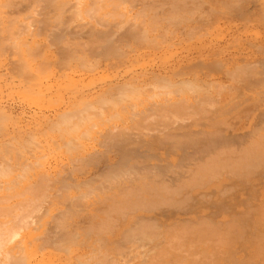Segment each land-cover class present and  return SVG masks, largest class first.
Returning <instances> with one entry per match:
<instances>
[{
    "label": "bare ground",
    "instance_id": "1",
    "mask_svg": "<svg viewBox=\"0 0 264 264\" xmlns=\"http://www.w3.org/2000/svg\"><path fill=\"white\" fill-rule=\"evenodd\" d=\"M215 1L216 2L219 1L221 3H224V5L226 7L225 10H227V8H228V10L231 9L232 11H235V9H238L237 7L239 6L240 3H242L241 1H243L242 6L244 5V3H246V2H244L246 0H0V25H4L5 24L4 22H7L8 25H12L14 22H18V23H15V24H17L16 25L17 29H18V31L22 30V32L21 31H20V33L18 32V35L24 36V39L21 40L22 37L18 36L19 39L14 41V46L16 47V50L20 53L24 62H22V65H17L15 67L16 71L21 72L22 77H24V78H25V76L26 77H33V75H34L35 77H39L41 75V76H44V77H42V79H43L46 77V75H44L42 72H46L47 68H42L44 66H42L41 61L39 64L33 65L34 62L32 61L31 56H34V57L39 56L40 57V52H41L40 50L42 49L43 42H45V40H43V38L45 35L47 37V33L49 30L48 27H49V25H52L55 21H59L61 23L68 24V26H71L72 23H77L78 25H80V24L90 25L91 29H92L91 33L94 36L93 40H91V46H92L91 48L94 49L96 46L99 45V43H103L102 46L105 49V53L107 55L104 53V55L102 54V56H105L107 58L109 56L111 58V56H110L111 53L114 56L115 50L117 48L121 49V47H122L121 43L122 42H126V44H127V42H128V44H132V43L139 44L140 43L141 46L144 44H147L146 42L144 43V41H147L149 45L151 43H153L154 45H157L158 43L161 42V44L163 45V43L165 42L164 40H166L165 37H167L166 35H168V33L170 32V34L168 35L169 36L168 38L169 39L173 38L172 34H174L177 30V29H174L173 27L171 28L170 27L171 25L172 26L174 25V27H176V24L179 25V23H181V22L185 23V21H188V20L193 21V19L191 20V18L194 16V14L196 15V12L198 13V11H200V13H201L202 11H204L203 6H204L205 2L209 3V5H211L213 7L212 9L214 12H216V10L218 11L219 8L214 10L215 4H216ZM247 3H250V1L249 2L247 1ZM37 5L39 6V8L36 7ZM201 9H202V11H201ZM212 9L210 7L208 13ZM205 10L207 11L208 9L205 8ZM206 11H204V12L206 13ZM232 11H224V13L228 12V14H229ZM237 11H240V9ZM68 12H69V14H67ZM192 12H195L194 14H192L193 16L192 15L189 16V13H192ZM218 12H220V11H218ZM212 13L213 12L211 11V13H209V15L211 16ZM200 15L201 14H199V16ZM206 15H208V14L203 15V13H202L201 16H203L202 18L208 19V16L204 17ZM10 22H13V23H10ZM207 22H205V23H207ZM97 24H101L99 26V28L97 27ZM192 24H191V26L193 28L197 29L196 27H194L195 25H192ZM32 25H33L34 29L36 26V30L29 28V26H32ZM56 25H58V24H56ZM105 25L107 26V28H108V26H110L111 29H108L105 31L100 29V27H103V29H104ZM125 26H127L125 28V30L122 33L120 32L121 33L120 35L117 34V36H119L117 41H116L117 43L114 41L117 46L119 44H121L120 45L121 47L118 46L116 48L115 43L113 41H110L111 37L112 36L116 37V31L118 32L119 30H121ZM183 26L184 25H182L181 28ZM19 27H20V30H19ZM54 28H55V26H54ZM69 28H67V29H69ZM119 28H121V29H119ZM169 28H171L173 31L171 32V30ZM185 28L186 27L184 26L183 29L185 30ZM193 28L190 29V27H189V31L187 29L188 33L191 32V30ZM201 28H203V30H204L205 27L202 26ZM11 29H12V26H11ZM199 29H200V25H199ZM199 29H197V30H199ZM64 30H66V28ZM155 30L156 31L158 30L159 33L158 32L157 33L160 34L161 36H158L157 33L155 34ZM160 30H162L161 31L162 34H163L164 30H165V32H167L168 30H170V31L168 33H166L164 38H162L164 34L162 35L160 33ZM193 30H192V32H193ZM200 30L199 31L194 30V31L200 32ZM207 30H208V28H207ZM50 31H51V29H50ZM177 31H182V29L177 30ZM68 32H69V30H68ZM183 32H185V31H182V33ZM192 32L189 33L190 34L189 36H191ZM196 32H195V34H196ZM180 33H178V35ZM182 33H181V37H180L181 39H183ZM186 34H184V35H186ZM195 34L193 32L192 36ZM65 35L67 36V33ZM198 35H197V37H198ZM202 35L204 36V34H202ZM26 37H32L33 39L30 40L29 38H26ZM174 37L176 38V36H174ZM187 37H188V34L186 37L184 36V38H187ZM160 38L162 40H160ZM180 38H179V40L182 41ZM60 39L62 40V38H60ZM119 39H121V41H118ZM157 39H159V40H157ZM188 39H186V40L188 41ZM190 39H192V38H190ZM71 40L74 41L75 39L74 40L71 39ZM56 41H58V40H56ZM74 42H76V41H74ZM179 42L177 41V43H179ZM58 43H61V41L60 42L58 41ZM64 43L66 44V42H64ZM67 43H69V42L67 41ZM141 43H144V44H141ZM50 44L48 43L47 45L51 46ZM62 44H63V40H62ZM71 44H72V42H71ZM126 44H124V46H123V51H122L123 54L119 55L117 53V52H119L121 54V52H120L121 50L119 49L118 51L116 50L117 55L124 56V55H126V54H124V50H125L124 48L125 47L127 48V46H129L128 48H130V47H132V45H137V44H132V45H128V44L126 45ZM59 45H60V50H62L61 53L65 55L64 57H61V58L67 59V58H70L72 56V52H73V54H74V52L77 53L76 48L73 47V49H69L74 44H72L71 46H68V47H65L64 44L63 45L59 44ZM68 45H70V44H68ZM140 45H138V46H140ZM167 45L165 46L166 49L168 47ZM170 45H171V43H170ZM170 45H169V47H173L172 45L171 46ZM187 45H189V44H187ZM62 46H64V47H62ZM139 48H138V51L140 49H142V48H140V49ZM231 48H232V46H231ZM144 49L145 48H143V50ZM51 50H50V52H51ZM130 50L133 51L132 48H130ZM134 50H136V49H134ZM261 50H262V47H261V49H259V51H261ZM126 51H129V50H126ZM148 52L146 54H148ZM82 53L86 55L85 51ZM154 53L155 52H152L153 55H154ZM43 54H44V52H43ZM51 54H53V51ZM108 54H110V55H108ZM128 54L129 53H127V55ZM48 55H50V54H48ZM53 55H55V54H53ZM117 55H115V56H117ZM148 55H150V53ZM151 55H150V57H151ZM145 56L147 57V55H145ZM79 57H80V55H79ZM52 58H53V56H52ZM95 58L98 59V56H95ZM99 58L101 59V57H99ZM102 58H104V57H102ZM261 58H259V60ZM263 58H262V61L264 60ZM72 59H73V57L70 60H72ZM85 59H83V61H81V62L79 59L80 64H82V62L85 64L90 62L88 64V65H90L91 59H93V58L90 59L88 57L87 58L88 61H86L87 59L86 60ZM89 59H90V61H89ZM248 59H250V58H248ZM65 60L63 61L64 63L62 62V65L66 66ZM70 60L68 62H70ZM81 60H82V58H81ZM111 60H112V58H111ZM118 60H120V59H118ZM224 60H225V58H224ZM84 61H86L87 63ZM98 61H100V60H98ZM115 61L117 62V60H115ZM220 61L218 62L219 64H220ZM225 61H227V60H225ZM257 61H255V62H257ZM93 62L96 63V61H94V59L92 61V64H95ZM251 62L252 61L249 60L248 63H245V61L241 62V63H242V65L247 64L246 66H248V64ZM119 63H121V62H119ZM226 63H224V64H226ZM233 63L235 64V61H233ZM243 63H245V64H243ZM40 64H41V66H40ZM113 64H114V62H113ZM229 64H232V62H229ZM260 64H262V63H260ZM108 65L111 66V64H108ZM227 65H228V63H227ZM240 65L241 64L239 63L238 66H240ZM81 66H80V68H81ZM90 66H92V65H90ZM90 66H89L88 70L96 67L95 65L92 67H90ZM217 66L222 67V64L217 65ZM234 66L236 67V64ZM85 67L87 68L88 66L85 65ZM113 67H114V65H113ZM224 67H223V69H224ZM258 67L259 66L257 65L256 70H259V69H257ZM232 68H233V66H232ZM238 68L239 67L234 68L233 70H235V69L238 70ZM250 68H251V70L255 71L253 65H252V67L250 66ZM260 69H262V68H260ZM60 70H61V68H60ZM229 70L231 71V74H233L232 72H234V71H232V69H228L227 72H230ZM224 71H225V73H227L225 69H224ZM249 71H250V69H249ZM147 72H149V71H147ZM238 72H240V71H238ZM48 73H52V72H48ZM101 73H103V72H101ZM241 73L244 74V71L242 70ZM254 73L255 72L251 73V75ZM103 74H108V73L104 72ZM174 74H176V73H173L172 75H174ZM243 74H241V75H243ZM247 74H248V72H247ZM258 74L255 73V75H258ZM263 74L264 73H262V76H263ZM151 75L152 74H150V76ZM233 75H235V74H233ZM237 75L240 76V74H236L235 75L236 77H234V76L233 77L235 79L236 78L240 79L241 76L239 77ZM249 75H250V73H249ZM255 75H254V77H257ZM148 76H146V77H148ZM227 76L228 75H226V77ZM229 76H230V74H229ZM247 77L249 78V76H247ZM110 78H112V77H109V79ZM245 78H246V76H245ZM251 78H253V77H251ZM251 78H249V79H251ZM105 79H107V78H105ZM143 79H145V78H143ZM259 79H261V76ZM24 80H25L24 83L26 81H28L26 79H24ZM72 80L74 82V79H72ZM72 80L70 78V81H72ZM103 80H104V78H103ZM147 80H149V79H147ZM191 80L187 81L185 79V80H180V81H176V80L173 81V80L167 79L165 77H160L159 75H155L152 77V80L150 79L149 81H146V82L143 81L144 83L138 82L139 81V79H138L137 82H134V80H133V82L132 81L131 82L125 81L123 83H118V84H114V85L111 84V87L105 89L102 93L97 94L95 97H93L91 99L90 98H87V99L84 98L83 101L85 100V102H84L82 107H75L73 109L65 110L64 112L59 113L55 118L50 120L51 128L53 127V130L55 132L56 131L58 132V136H59L58 138H60V136L65 137L66 142L65 141L64 142L67 146V149L70 151H74V153H78V151L84 152L85 148H83V147H85L84 143H86V141L93 140V139L95 140V138L98 140L99 139L98 137H100L98 133H100V132L103 133L102 131H100V129H103V131H105L104 128H102V127L106 126L107 122H109V120L112 124H113V122L117 121V119H119L120 122L123 121L121 125L124 127H123V129H120V131L118 130V132L113 130L116 127H114L111 123H109L111 125V128L110 127L109 128L113 131L108 133L107 135H105L103 137L104 139L102 138L103 139L102 142H105L107 145H111L114 143L112 147L115 149L114 153L116 154L117 159L115 161L114 160L111 161L110 159H112V157L108 156L107 160L111 161V162L108 163L109 168H108V172L105 174L106 179L101 178V180H104V182L99 181L98 184L96 183V185L101 186V188H99V190L97 189L98 187L95 188L96 185L94 186V188L90 185L91 182L95 183V181L90 180L91 181L90 182V181H88V179H87V181H83V182L82 181H76V182L74 181L71 183V181H70V183H69L68 182L69 180L67 181L68 178H63V180L58 179V180H60L58 183H54L49 177L50 173L45 168V162L41 159L44 152H39V151L34 152L35 150H33L32 152H29L27 150V147L24 144H21V145L12 144L13 147H11L10 146L11 142L7 141V143H6V140H3V139H5L4 137L6 136L7 130L5 132L2 131L4 133V135L2 134L4 137L1 136V133H0V136L3 137V139H1V141L2 142L4 141V142L1 143V141H0V264H69L70 261L67 260V258L69 257V253L74 252V254H75V251H77L79 249L81 250V248H83L82 246L85 244V242H87L86 240H88L87 236L90 239L92 234L97 236L96 239H99L101 244H99V241H98L99 245H97V243H96L97 246H95L94 242H92V243L90 242L91 247L93 244V251L95 250L93 252V255H91L92 252H86L85 251L87 254L88 253L90 254V255L88 254L90 256V258H89V256L88 257L86 256V254L84 252V248L82 249L83 250L82 252L85 254V256L88 260H85L86 258L81 257V255L80 256L76 255V258L77 257L83 258L82 264H108L109 259L112 262H113V259H114V261L118 262V259H115V258H113V259L109 258L107 260V255H109V257H111L110 256L111 254H107V251L111 248H114V245H111V243L114 241V238L111 239V237H109V234L111 232H112V234H114L113 233V232H115L114 229L116 228V230H117V227H119L117 235L118 236L121 235V236L119 237V240L117 239V241H115L117 243V247H118L115 249L116 252L121 251L119 253L120 254L124 253L123 256H125L127 251H124L123 248H125L126 245L122 248H120L121 247L120 245L123 246V243L128 244L129 242H131V243H129V245H127V247H126L127 249L125 248L126 250H128L129 254L131 252H134V250L137 251L138 249H136V248H139V247L141 248V251H138L137 253H135V255H133V253H131L134 257L131 254H130L131 256L129 257V254H128V258H130V260L133 259V262L134 261L136 262L135 258H138V259L142 258L141 261L138 262V264H149V262L155 263L156 259H157L156 264H158V262L160 264V260H162L160 258H163L160 256H163L162 255L163 252L160 250H157V252H156L157 255L161 254L159 256L160 258L158 257L160 260L157 257L155 259L154 256H152L150 254V252L153 253L152 250H154V253H155L156 247L153 249V246L149 242L150 240H153V239L157 240L160 237L159 234L155 233V231H154V229L159 227L158 222L156 221V219H158L157 218L158 216H164L167 214L171 215L172 214L171 209H175V210L180 209L181 211L183 209V211H184L185 209L192 207V205H194V204L196 206H198V204H205L208 201H210L211 204H212V201L213 202L214 201L220 202V200L224 199L227 194H230L231 192H233L235 190L238 191L237 187H242L241 189H247V192L249 193V195L248 194L244 195L245 199L248 197H251V199L255 198V196H256L255 195L256 192L254 190L255 184L259 179H261L262 181L264 180V130L259 131L260 133H258V134H254L255 129H256L255 133H257L258 127H260L259 130L262 129L261 126H259V125L256 126V124L253 126H256L257 128H255V127L253 128L250 126L252 129L250 128L251 129L250 130L247 128L248 133L252 132L253 134L250 133L251 135L249 134V137L247 136L248 138L245 136V134L242 135L245 138H240V137H238L240 135H238L236 140H230L224 146L222 145L223 141L215 138V136H214V138H213V136L212 137L210 136L211 138H209L208 140L202 139V141L205 142V143L203 142L204 144H202L201 143L202 141H195L196 139L194 137L193 138L195 140L194 139L192 140V137L191 138L184 137V138H180L179 140H177V139H174L172 137L176 133H172L168 130V132L166 134L160 135L163 129L161 128L162 130L160 131V129L158 128L159 130L157 131L156 130L157 126H156V129H154V127H153L154 123H155L154 120H158V118L154 119L153 117L158 115L160 112L161 113L164 112L160 115V117L162 116L163 119L165 117L169 116V114H170L169 117L173 116V118H175L174 120H176V122H174V123H176L175 125H177L178 121L180 120V118L177 116V114L178 113L183 114L182 112L185 113V110L188 109L187 107H189L191 104L190 100H192V102L194 100V98H192V93L194 94V91H196V90L199 91V89L201 90L200 86H202V84L199 86L198 84L194 83L195 82L194 80H192V81ZM195 80H197V79L195 78ZM230 80H231V78H230ZM245 80H244L245 83H243L244 86H243V84H241L240 87L243 86L244 89H246L247 87L245 85H249V87H250L249 89L251 90L252 89L251 86H253L254 83L252 85L250 84L251 82L249 84H246L247 81H245ZM257 80H255V81H257ZM39 81L42 82L44 80L39 79ZM198 81H200V80H198ZM22 82H23V80H22ZM205 82L207 83V81H205ZM259 82H258V84H259ZM34 83H35V81H34ZM209 83L210 82H208V84ZM211 83H212V81H211ZM230 83H233V82L230 81ZM234 83L238 84V80L234 81ZM234 83H233V85H234ZM260 83H262V82H260ZM27 84H28V82H27ZM237 84L234 86H237ZM255 84H256V82H255ZM233 85H231V88L233 87ZM262 85H264V82L262 83ZM211 86L212 85L210 84L209 87H211ZM222 86H223L222 84H220V87L216 85V87H219V88H221ZM256 86H257V84H256ZM258 86H260V85H258ZM198 87H199V89H198ZM203 87H205V86H203ZM209 87H207V88L209 89ZM224 87H222V90H227V89H228L227 91L235 90V88L229 89L228 86H226L227 88L225 87V89H223ZM240 87L238 85V88H240ZM243 87H241L240 89H243ZM205 88H204V91L207 90ZM261 88L259 87L258 89H256V88L255 89L259 91ZM188 89L191 91L193 90V92L192 93H191V91L188 92L189 91ZM212 89H215V91H216L218 88L212 87ZM240 89H238V91L241 92V94L239 92H237V93H239L242 96L240 98V95H238L237 98H240L242 101V97H243V103H244L245 95L242 94L243 92ZM210 91L213 92V90H210ZM217 91H218V93H221L219 90H217ZM252 91L253 90H251L252 94L257 93L256 98L260 97L259 92H261V91H259V92L255 91V90H254L255 92H252ZM216 92H213V94ZM247 92L248 91H246L245 93H247ZM263 92H261V93H263ZM203 93L205 94V92H203ZM206 93H207V91H206ZM251 93L248 92L249 95H251ZM258 93H259V95H258ZM209 94H206V95L208 96ZM214 95L219 96V94H214ZM236 95L237 94L234 95L235 100L234 99L233 100H234V102L237 103V100H239V99L236 100ZM263 95H264V93H263ZM197 96L201 97V95L199 96L198 94H197ZM197 96H196L197 99L195 98L196 100H198ZM202 96H203V94H202ZM194 97H195V94H194ZM214 97H216V96H214ZM216 98H218V97H216ZM216 98H214V99H216ZM231 98H233V97H231ZM248 98H249V96L248 97L246 96L245 102H248L246 100ZM256 98H254V99H256ZM229 99H230V97L228 98L227 101L231 102L232 99L231 100H229ZM260 99H263V98L256 99L257 102H259ZM210 100H212V99H210ZM213 100H212V103H214V104L217 103L215 101L213 102ZM219 100H217V101H219ZM249 100H250V98H249ZM263 100H261V103H264ZM196 102L197 101L193 102L192 104L194 106H196L197 104L199 105V103L196 104ZM201 102H202V104L200 106H202V107L199 108L198 110H195L193 107L194 111H199L200 109L202 110V109H205L207 106H209V104H208L209 101H208V103L205 101V104L203 103L204 101H201ZM234 102H232L233 104L231 103L233 107H235ZM254 102L256 103V105L259 104V103L257 104V102L255 100H254ZM49 103H51V102H49ZM97 103L100 105L97 106L96 105ZM206 103H207V106L206 107L204 106L205 108H203V104L206 105ZM212 103L210 102L211 105L208 108H210V109L212 107H213V109L218 108V107L220 108L222 105V104L220 105V103L218 102L219 105L217 103L215 105L217 107H214L213 106L214 104H212ZM223 103L225 105L227 102L224 101ZM187 104H189V105H187ZM239 104L240 103L238 102L237 106H239ZM224 105H222L223 109H224V107H223ZM260 105H262V104H260ZM228 106H229V104H226L225 107H228ZM237 106H236V111L239 109V108H237ZM241 106H243V105H240V107ZM244 106H245V104H244ZM255 106H254V109H255ZM208 108H207V111H208ZM219 108L215 109V110H220ZM213 109H212V111H213ZM226 109L228 111H230L228 108H225V110ZM250 109H246L247 111L245 110V112H247L249 114L248 110H250ZM201 110H200V113H202ZM227 110L224 112V113L229 114L228 116H227V114H225L227 116L226 118H228L230 116V112H228ZM239 110H238V112H232L231 117H232L233 113H235V115L237 113H239ZM166 111H170V112L169 113L167 112L168 115L163 117V114L165 115ZM188 111H191V110L188 109ZM233 111H235V109ZM173 112H175L177 114L171 115ZM192 112L193 111H191V114H189V112H187V116H188V114H189V117H190V115L191 116L193 114L195 115V112L193 114H192ZM204 112H205V110L203 111V113ZM213 112H215V111H213ZM213 112L211 114H213ZM220 112L222 114L223 111H220ZM261 112H258V114L262 118L263 114H261ZM198 113L199 112H197L196 114L198 115ZM208 113H209V111H208ZM221 114H219L218 116H220ZM183 115H182V117H183ZM194 115H193V117H194ZM244 115H246V114H243L242 117H244ZM259 115H257L258 119H259ZM0 117H2V116H0ZM220 117H224V114H223V116H220ZM233 117H234V115H233ZM3 118L4 117H2L1 120ZM49 118H51V117H49ZM114 118H115V121H112V119H114ZM150 118L153 121V123L151 122V124H153V126L152 125L151 126L153 127L154 130L149 129L148 127L146 129V126H145L144 128L147 131L146 133L149 132L147 135H150V133H152L155 130H156L155 134H158V132H160L159 135H155L153 132V135L149 136L150 139H147V141L144 140V142L146 141V143L140 142V144H133L134 143L133 140H130L131 137L129 136V134L124 129L131 131V128L133 126L136 130V129H138V128H136L138 125H139L138 127L140 129L141 128L140 125L143 124V122L145 120H148V119L150 120ZM196 118H197V116H196ZM199 118L200 117H198V119ZM206 118H208V117H206ZM211 118L206 119V120H204L203 118L202 119L205 122L207 120H210ZM218 118H216V119L218 120ZM16 119H18V117ZM177 119H179V120H177ZM181 119H184V118H181ZM189 119L191 120V117ZM198 119H196V120L199 121ZM233 119H236V120L240 119L239 115H237V117L233 118ZM245 119H247V118L245 117ZM262 119H264V118H262ZM6 120H7V118H6ZM159 120H160L159 121V123H160L162 121V119L160 118ZM167 120L168 121L170 120L173 122V119L171 120V118H166L165 122ZM185 120H187V119H185ZM185 120H181V121H185ZM219 120H221L223 122V124H225V126H226V124H228L227 121L229 122L230 119L227 120L224 117V118L219 119ZM225 120H227V121H225ZM236 120H234V121H236ZM181 121H179V122H181ZM191 122H195V120L193 119ZM222 122H218V123L219 124L221 123V125H222ZM246 122H247V120H246ZM254 122L256 123V121H254ZM14 123H15V121H14ZM163 123H164V120L160 124H163ZM211 123H213V122H211ZM211 123H210V125H211ZM230 123H232V122H230ZM167 124L168 123H166V125ZM205 124H207V123H205ZM214 124L217 125V123H214ZM235 124L236 123H234V125ZM262 124H263V122L261 123V125ZM1 125L2 124L0 123V130H1ZM117 125H119V124H117ZM166 125H164V126L161 125V126H163V128H165V127L167 128ZM170 125H172V124H170ZM170 125H168V126L170 127ZM180 125H183V123L181 122V124L177 125V128ZM189 125H192V124H190V121H189ZM189 125L187 123L188 128H189ZM196 125H199V124L196 123L195 126ZM207 125L209 127V124H207ZM147 126H150V125H147ZM158 126L161 127L160 125H158ZM172 126H174V125H172ZM183 126H182V128H183ZM218 126H220V125H218ZM228 126H227V128H228ZM112 127H114V128H112ZM171 127L169 129H171ZM174 127L176 128V126H174ZM191 127L192 126H190V129L188 130V132H190ZM198 127H200V126H198ZM205 127H207V126H205ZM231 127L232 126H230V128ZM51 128L49 131L50 133L53 132ZM96 128H98V129H96ZM134 128H133V130H134ZM193 128H195V127H192V129ZM217 128L219 129L220 127H217ZM3 129L4 128H2V130ZM183 129H185V128H183ZM201 129L202 128H200V130ZM148 130H151V131H148ZM202 130H205V128ZM206 130L209 131L208 128ZM226 130H228V129H226ZM142 131H144V129H142ZM171 131H173V129ZM178 132H179V130H178ZM191 132L193 134V131H191ZM202 132H204V131H202ZM221 132H219L220 133L219 135H221ZM7 133H8V131H7ZM205 133H209V132L205 131ZM142 134H144V133L142 132ZM195 134L196 133H194V135ZM215 134H217V133L215 132ZM187 135H189V134H187ZM254 135H255V137H254ZM11 136H13V138L17 139V137H14V134L10 135V133H9V138ZM134 136H135V134H134ZM143 136H145L144 138L146 139V135L144 134ZM170 136L172 137V139L177 140L174 142L173 146L176 147V149H178L180 151L182 150V153H179V156L182 160L187 159V158L191 159V156L193 153L194 154L200 153L199 158L203 161L201 163H198L195 161L196 164H194L193 167H189V172L187 170L183 171V172H179L177 170H173L169 165L159 166V165H156L155 163H149V160H150V162L152 160L151 159L147 160L146 159L147 157H144L143 159H141L143 154L140 152H144L145 153L144 155H147L149 157L150 156L149 152H148L149 149L153 150V149L164 147V148L172 151V149H173L172 144L167 147L166 144H169V143H165V140H168V138ZM206 136H208V134H206ZM9 138H7V139L9 140ZM13 138H11V139L13 140ZM139 138H141V137H139ZM235 138L236 137H234V139ZM65 139H63V140H65ZM170 140H171V138H170ZM13 141H15V140H13ZM34 142H35V140L33 141V143ZM54 142H55V140H54ZM117 142H120V143H117ZM81 143L83 144V147H82V145H80ZM130 143L133 145H138L140 148L145 146V148H143V150H139L137 147L130 146L131 145ZM93 144H94V142H93ZM233 144H235L237 147L236 146L232 147L231 145H233ZM89 145H91V144L89 143ZM59 146L61 148V145L56 144L55 148L59 147ZM94 146H96V145H94ZM41 147H43V145H41ZM47 147H48V144H47ZM77 147H79V148H77ZM80 147H82L81 148L82 150H79ZM91 147L92 146H90V148ZM193 147L195 149H193L192 151H188L189 148L191 150V148H193ZM51 148H50V150H51ZM87 148H88V146H86V150H88ZM48 149H47V152L49 154L50 150H48ZM62 149L63 148H61V150ZM75 149H77V150H75ZM57 150L60 151L59 149H57ZM89 150H88V153L90 154L91 152H89ZM54 151H55V149H54ZM174 152H176V151H174ZM11 153L15 158L14 162L12 164L10 162L13 159L6 157V156L9 157ZM65 153L67 154V151L64 152V154ZM84 153H87V151ZM48 154H47V156H48ZM52 154H53V156H55L54 153L52 152L51 154H49L50 156H48V157H51ZM68 154H69V151H68ZM168 154H165V155H168ZM197 154H195V155H197ZM77 156L75 158H77ZM80 156H82V154ZM4 157H6V160ZM48 157H47V159H48ZM59 157H61V156H59ZM63 157H64V155H63ZM168 157H166V158L170 159L171 156L169 158ZM17 158L20 159L19 166H17V164H15ZM51 158H53V157H51ZM51 158H50V160H52ZM204 158H206V159L204 160ZM7 159L8 160L10 159V161H8ZM47 159H46V161H47ZM192 159H194V158L192 157ZM92 160H94V159H92ZM4 161H8V162L5 163ZM166 161H165V163H166ZM48 162H49V160H48ZM49 163L47 165H49ZM171 163H172V165H175L173 162H171ZM183 167H185V166H183ZM186 172H188L189 174H186ZM71 173H72L71 174V176H72L73 172H71ZM95 175H93V176H95ZM54 178H55V176H54ZM73 178H77V177H73ZM71 180H73V179H71ZM88 182H90V183H88ZM105 182L108 184L107 185L104 184ZM84 183H86V184H84ZM87 185L91 186L92 188H90ZM92 185H94V184H92ZM82 186H84V188H82ZM94 190H96V191H94ZM239 196L240 195L236 194L235 197H233V201H235V200L238 201ZM241 198H243V196ZM256 199L257 198H255L254 201H256ZM259 200L260 199H257L256 206L258 204H260ZM261 200H263V198H261ZM242 201H244V200H242ZM245 201H247V202H245V204L248 203L249 206H253V205H250L251 202H253L252 200H251V202L248 200H245ZM242 206L245 207V208H242L244 210H241V207H239V205L237 207H239L240 211H242L246 215L245 210L248 211L251 209V207L248 209L246 205L242 204ZM256 206H254V207L257 208ZM223 209L221 208V210H223ZM229 209L230 208H228V210ZM226 210H225V212H226ZM263 210H264V207H263ZM197 211L198 210H196L195 212H197ZM240 211L238 209V214L240 213ZM139 212H141L142 214H139ZM188 212H189V210H188ZM191 213L192 212L187 213V214L185 213V215H188ZM231 213H230V216H231ZM249 213L247 212V214H249ZM183 214H184V212H183ZM198 214H199V211H198ZM79 216H85L83 218V219H85V221L83 222V221H80V219L78 220L77 218ZM108 216H113L112 218L115 219V221H117V222H115L112 218H109V219H112L113 221H110L109 219L107 220L106 218H108ZM200 216L199 215L196 216V219H197V217H199V220L202 219V218H200ZM206 216H208V214ZM228 216H229V213H228ZM175 217L176 216H174V219H175ZM190 217L191 216H189V218ZM192 218H193V220L195 219L194 217H192ZM192 218H190V219H192ZM215 218L212 217L211 220H213V222L222 221L221 219L220 220H217V219L214 220ZM234 218H235V215H234ZM98 219H104V220H98ZM186 219H188V218H186ZM122 220H124L125 222H121ZM129 220H131V221H129ZM203 220H204V218H203ZM208 220H210V219H207L206 221H208ZM227 220L228 219H226V220L223 219L222 222H224V221L226 222ZM108 221L111 224H115V225H113L114 228L112 227L111 224L110 225L107 224ZM183 221L186 222L185 218L181 219L182 224H183ZM188 221H190V220H188ZM237 221H239L241 223L240 224L241 227H239L238 229L236 228L233 230H228L226 232V230L224 231V228L222 226L223 233H219V229L216 230V229H214V227L211 228V226H209L211 223L209 224L208 222H206L209 224L206 226H208L210 228L206 227V228H202V229H198V230L193 229V230H195V232H193V234L196 233L199 236L197 238H199V239L202 238L203 240H204V238H203L204 236L209 237V236L213 235V237H214V234H216V233L221 234V235L218 234L219 239H217V241L219 244V242H220L219 240H221V242H222L221 246L222 247L217 246L218 251H219V248L224 247L223 250H225V248H229L230 244L234 240H237L240 243L239 246L241 249L246 248L247 250L252 249L254 251L255 248L254 249L252 248V246L254 244L252 245L251 243L255 242L254 237L256 238V240H258L256 237V236H258V234L256 233V231H257L256 228L258 227V225L260 227V223L257 221V218L248 219L245 216L244 217L242 216L241 220H237ZM173 222H175V221H173ZM173 222H169V223L173 224ZM201 225H202V223H201ZM201 225H199L200 228L204 224L202 226ZM229 225H230V223H229ZM189 226H190V224H189ZM216 226H219V223H218V225L216 224ZM247 226H248V230H250V233L246 230ZM181 227L183 228V226H181ZM224 227H226V225H224ZM195 228H197V226H195ZM215 228H217V227H215ZM228 228L229 227H227V229ZM253 228H255V230H252ZM262 228H264V223H263ZM186 229H189L188 226ZM190 229L186 232L190 233ZM184 232H185V230H184ZM220 232H222V231H220ZM224 232H226V233H224ZM247 233H249V234H247ZM185 234H187V233H185ZM190 236L191 235H189L188 237H190ZM259 236H258V238L260 240L262 238H264L263 237L264 235H262V238H260ZM138 237H141L143 239V243H144V241H147V242H145L144 244L141 243L142 246H140L141 244L139 243L137 246V242H138L137 240L142 241ZM193 237H194V235H193ZM107 238L109 241H107ZM209 238H211V237H209ZM121 239L123 240L122 242L120 241ZM213 239H211V240L213 241ZM162 240H163V238H162ZM206 240L208 241L207 238H206ZM93 241H96V240L93 239ZM201 241H200V243H201ZM217 241H214V242H217ZM119 242H121L122 244H120ZM135 242H136V244L133 246V243H135ZM205 242L206 241H204V243ZM181 243H184V242L182 241ZM257 243H259V242H257ZM146 244H149L147 246L151 245L152 249L149 250V248L147 246H145ZM193 244H194V242H193ZM214 244L217 245L216 243H214ZM260 244H262V243H260ZM80 245H82V246L80 247ZM157 245H159V244H157ZM162 245L165 246L164 242ZM178 245H179V243H178ZM215 245L213 246V248L215 247ZM128 246L135 247V248H132L131 249L132 251L130 252L129 248H131V247H128ZM232 246H233V244H232ZM232 246H230V247H232ZM239 246H237L236 248H238ZM262 246L264 247V244ZM78 247H80V248L78 249ZM87 247L90 248V250L92 249L89 245H87L86 248ZM143 247H145L146 249L148 248V249L144 250ZM193 247H195V246H193ZM210 247H211V245H207L205 247L206 248L205 251H207V249ZM255 247H258V246L255 245ZM140 248H139V250H140ZM191 248H192V246H191ZM234 248H233V250L235 251L236 249H234ZM118 249H119V251H117ZM142 249L144 251H142ZM157 249H158V247H157ZM195 249L196 248H194V250ZM198 249L199 248H197L196 251H198ZM229 249H231V248H229ZM263 249L261 248V251ZM90 250L88 249V251H90ZM215 250H216V247H215ZM217 250L215 252L216 254L218 252ZM158 251H160V254H158ZM201 251H203V250H201ZM201 251H199V252H201ZM205 251H203V252H205ZM256 251H258V250H256ZM174 252H177V249ZM203 252H201V253H203ZM213 252H211V253H213ZM239 252H240V249H239ZM239 252H237V253H239ZM258 252L260 253V250ZM258 252H256V253H258ZM112 253H115V252H112ZM189 253L192 254L193 252H189ZM206 253L210 254V251L205 252V254ZM215 253L212 256L216 257ZM84 254H83V256H84ZM118 254L115 253V257L118 256ZM219 254H220V256H223V255H221V253H219ZM227 254H228V252H227ZM150 255H151V257H150ZM193 255L195 256L194 253H193ZM202 255L204 256V254H202ZM230 255H231V253H230ZM257 255H261V253L257 254ZM262 255H263V253H262ZM123 256H121V257H123ZM180 256H181V254L179 255V258H180ZM190 256H192V255H190ZM72 257H73V255H71L69 257V259H72ZM121 257L119 258L120 259L119 262H121L125 259L127 261V259H128V258H126L127 256L124 257L123 260ZM181 257H183V255ZM185 257H186V259H185ZM185 257L180 258V261L178 259H175V260L172 259V260L174 263L177 260V261H179V264H182V263L186 264L185 262L187 261V258L189 259V257H188V255ZM210 257H208V259ZM215 257H214V260L216 259ZM233 257H236V255ZM243 257H245V256H243ZM255 257H257V256H255ZM206 258H207V255H206ZM206 258H204L203 260L205 261ZM258 258H259V256H258ZM152 259H155V260L153 261ZM182 259H185L186 261H184ZM191 259H194V257L193 258L190 257V260ZM208 259H206V260H208ZM226 259H228V258H226ZM236 259L239 261H236L235 264H238L239 262L240 263L243 262L245 264L248 263V261H245V258L244 259L242 258L244 261H242L241 259H238V257H236ZM72 260H75V259H72ZM170 260H171V258H170ZM170 260L167 262L169 264H172L171 263L172 261L170 262ZM181 260H182V262H181ZM197 260H199V259L197 258ZM233 260H234V258H233ZM233 260H231V262ZM195 261L196 260H194V262ZM201 261L202 260H199L198 263H196V262L195 263L201 264ZM217 261H219V260H217ZM112 262H111V264H113ZM128 262H130V261H127V263H125V264H128ZM165 262H166V260H164L163 263L166 264ZM220 262L219 263L214 262V263L215 264H221ZM229 262H230V260H229ZM79 263H81V261ZM134 263L130 262V264H134ZM192 263L189 262L188 264H192ZM195 263H193V264H195ZM207 263L209 264L210 261ZM243 263H241V264H243ZM71 264H73V263H71ZM115 264H118V263L115 262ZM175 264H177V262ZM226 264H229V263H226Z\"/></svg>",
    "mask_w": 264,
    "mask_h": 264
},
{
    "label": "rangeland",
    "instance_id": "2",
    "mask_svg": "<svg viewBox=\"0 0 264 264\" xmlns=\"http://www.w3.org/2000/svg\"><path fill=\"white\" fill-rule=\"evenodd\" d=\"M247 1L249 2L250 1V3H247ZM216 2V1H215ZM242 3H240L239 4V6L237 7L238 9H235V11H232L231 9H229L228 10V8H227V10H225L226 9V7H225V5H224V3H221V2H219V1H217L216 2V4H215V8H214V10H216V9H218V11H220V12H218L217 10H216V12H214L213 11V7L211 6V5H209V3H206L205 2V4H204V6H203V10L204 11H206L205 10V8L206 9H208L207 11H206V13L204 12V11H202V9H201V13H200V11H198V13L196 12V15L194 14L195 12H192V13H189V16H191L192 14H194V16L191 18V20L193 19V21H185V23H179V25H177L176 24V27H174V25L172 26H170L171 28L173 27L174 29H177V30H181L182 29V31H185V32H183L184 34H188V37L187 38H184V36L186 37L187 36V34L186 35H184L183 33H182V31H177L176 30V32L174 33V34H172V37L174 38H168L169 36V34H170V30H171V32L173 31L171 28H169L170 30H168L167 32H165V30H164V32H163V34H162V30H160V33L163 35V37L162 38H164V36L166 35V33H168V35H166L167 37H165V39L167 40H164L165 42L163 43V45L161 44V42L160 43H158L157 45H154L153 43H151L150 45L148 44V42L147 41H144V43L146 42L147 44H144V43H141V44H144V45H140V43L139 44H137V43H132V44H137V45H132V44H128V42H127V44L128 45H132V47H130V48H132L133 49V51L132 50H130V48H128L129 46H127V48L125 47L124 49V54H126L127 55V53H129L127 56L126 55H124V56H119V55H122L123 53H122V51H123V46H124V44H126V42H120L121 44H122V47L120 46L121 44H119L118 46H120L121 47V54L119 53V52H117L119 55H117V53H116V50L118 51L119 49L117 48L118 46L116 45V41H117V39H118V37L119 36H117V34L118 35H120L124 30H125V28L127 27V26H125L124 28H119V29H121V30H119L118 32L116 31V37L114 36H112L111 37V40L110 41H115L114 43H115V45H116V50H115V54H114V56L112 55V53H111V55L110 54H108V55H110L111 56V58H112V60H111V58L108 56V58L107 57H105V56H102V54L104 55V53H105V49L103 48V46H102V44L103 43H99V45L98 46H96L94 49L93 48H91L92 46H91V40H93V38H94V36L92 35V29H91V26L90 25H87V24H80V25H78L77 23H72L71 24V26H68V24H65V23H61V22H59V21H55L52 25H49V30H48V33H47V37H46V35L44 36V38H43V40H45V42H43V44H42V49L40 50L41 52H40V57L39 56H31L32 58V61L34 62L33 63V65L35 64V65H37V64H39L40 63V61L42 62V66H44V67H42V68H47V71L46 72H42L44 75H46V77L45 78H43L42 79V77H44V76H39V77H35L34 75H33V77H26L25 76V78L24 77H22V73L21 72H18V71H16V69H15V67L17 66V65H22V62H24L23 61V58L21 57V55H20V53L16 50V47L14 46V41L15 40H18L19 38H18V32L20 33V31L22 32V30H20V27H19V30L20 31H18V29H17V24H15V23H18V22H10V23H13L12 25H8V23L7 22H4L5 24L4 25H0V116H2V117H4L2 120H1V118L2 117H0V123L2 124L1 125V130H0V133H1V136H3L4 135V133L2 132V131H8V133H7V131H6V136L4 137L5 139H3V137H1L0 138V141H1V139H3V140H6V143H7V141H9V142H11L9 145L11 146V147H13L12 146V144H16V145H21V144H24L26 147H27V150L29 151V152H32L33 150H35L34 152H37V151H39V152H44L43 153V156H42V160L45 162V168L47 169V171L50 173V175H49V177H50V179L54 182V183H58L60 180H63V178H68L67 179V181L70 183V181H71V183L72 182H76V181H87V179H88V181H95V183L94 182H91L92 184H94V185H92L90 182H88V183H90V185L94 188V186L96 185V183L98 184L99 183V181H103L104 182V180H101V178H105L106 179V177H105V174L108 172V168H109V162H111V161H115L116 159H117V156H116V154L114 153L115 152V149L112 147L113 146V144H111V145H107L105 142H102V140L104 139L103 137L105 136V135H107L108 133H110V132H112L113 130H115L116 132H118V130L120 131V129H123V127L124 126H122L121 124H122V122H120V120L119 119H117V121H115V118L114 119H112V121H115V122H113V124L110 122V120H109V122H107V125L106 126H103L102 128H104V130L105 131H103V129H100V131H102L103 133H98L99 134V136L100 137H98L99 139L97 140L96 138H95V140L93 139V140H88V141H86V143H84V145H85V147H83V144L81 143L80 145H82V147L83 148H85L84 149V152H86L87 151V153H84L83 151H78V153H74V151H70V150H68L67 149V146H66V144H65V142H66V139H65V137H62V136H60V138H58L59 136H58V132L56 131H54L53 130V127L51 128V124H50V120L51 119H53V118H55L59 113H61V112H64L65 110H69V109H73V108H75V107H82L83 106V104H84V102H85V100L83 101V99L84 98H93V97H95L97 94H100V93H102L105 89H107V88H109V87H111V84L112 85H114V84H118V83H123V82H125V81H132L133 82V80H134V82H137L138 81V79H139V81L138 82H141V83H144V82H146V81H149L150 79L152 80V77L153 76H155V75H159L160 77H165V78H167V79H170V80H173V81H180V80H194L195 82V84H198L199 86L202 84V86H200L201 87V90L199 89V87H198V89H199V91L198 90H196V91H194V94H195V97H194V94L192 93L193 92V90L191 91V90H189L188 92H190L191 91V93H192V98H194V100H193V102H195V101H197L196 102V104L197 103H199V105L197 104L196 106H194L192 103V100H190V102H191V104H190V106L189 107H187L189 110H191V111H193L192 112V114L195 112V115L197 116V118H196V116L194 115V117H193V115L191 116L190 115V117H191V120L189 119L190 117H189V114H191V111H188V109H186L185 110V113L184 112H182L183 114H177V113H175V112H173L171 115H175V114H177V116L180 118V120L179 119H177V120H179V121H181V120H185V119H187V120H185V121H181L182 123H183V125H180V126H178V128H177V125H179V124H181V122H179L178 121V123H177V125H175L176 123H174V122H176V120H174L175 118H173V116L172 117H169L170 116V114H169V116H167L168 115V113L170 112V111H166L165 112V115L163 114V117H165V116H167V117H165L164 119L162 118V116L160 117V115L162 114V113H164V112H160L158 115H156V116H154L153 118L154 119H157L158 118V120H154L152 117V119L155 121V123H154V126H153V124H151V122L153 123V121H152V119L150 118V120L148 119V120H145L144 122H143V124H141L140 125V129H139V125L136 127V128H138V129H136L135 130V128L132 126V128H131V131L130 130H127V129H124V130H126V132L129 134V136L131 137L130 138V140H133V144H140V142L142 143V142H144V140H146L147 141V139H150V135H153V132H154V134H155V132H156V130L158 131L159 129H160V131L162 130V132H161V134L160 135H162V134H166L167 132H168V130L170 131V132H172V133H176L175 135H173L172 137L174 138V139H177V140H179L180 138H184V137H189V138H191L192 137V140L194 139L195 141H202V139L203 140H205V139H209V138H211L212 136H213V138H214V136H215V138H217V139H219V140H221V141H223L222 142V145L224 146L225 144H227L230 140H236L237 139V136L238 135H240V136H238V137H240V138H245L244 136H242V135H244L245 134V136L247 137H249V134L251 133V134H253L252 132H250V133H248V130H247V128L248 129H250L251 127H255V128H257L256 126H261V128L262 129H260L259 130V128L260 127H258V131H257V133H255L256 131V129L254 130V134H258V133H260L259 131H261V130H264L263 128H264V119H262V118H264V103H261V100H263L264 99V95H263V89H264V85H262V83L264 82V74H263V76H262V73H264V60L262 61V58L264 57V0H246V1H244V2H246V3H244V5L242 6V4H243V1H241ZM259 3V4H258ZM222 4V5H221ZM258 4V5H257ZM207 5V6H206ZM209 6V7H208ZM242 6V7H241ZM36 7H38L39 8V6L37 5ZM211 7V11L213 12L212 13V15L210 16L209 15V13H211V11L208 13V11H209V8ZM240 9V11H237V10H239ZM222 11V12H221ZM224 11H232V12H230L229 14H228V12H226V13H224ZM261 11V12H260ZM257 12V13H256ZM202 13H203V15L204 14H208V15H206V16H204V17H207L208 16V19L206 18H202L203 16H201L202 15ZM235 13V14H234ZM67 14H69V12L67 13ZM199 14H201L200 16H199ZM214 14V15H213ZM237 14V15H236ZM37 15V14H36ZM198 15V16H197ZM250 15V16H249ZM253 15V16H252ZM196 17V18H195ZM210 17V18H209ZM195 19V20H194ZM197 19V20H196ZM259 19V20H258ZM210 20V21H209ZM204 21V22H203ZM208 21V22H207ZM259 21V22H258ZM205 22H207V23H205ZM189 23V24H188ZM193 23V24H192ZM56 24H58V25H56ZM76 24V25H75ZM186 24V25H185ZM191 24L192 25H195L194 27H196L197 29H199V25H200V29L202 30H200V32H196V31H199V30H197V29H195V28H193L192 26H191ZM204 24V25H203ZM210 24V25H209ZM101 24H97V27L99 28V26H100ZM182 25H184L186 28H185V30L183 29L184 28V26L181 28V26ZM206 25V26H205ZM11 26H12V29H11ZM21 26V25H20ZM52 26V27H51ZM54 26H55V28H54ZM57 26V27H56ZM61 26V27H60ZM103 26V25H102ZM202 26H204L205 28H204V30H203V28H201ZM210 28H209V27ZM70 27V28H69ZM178 27V28H177ZM189 27H190V29L191 28H193L194 30H196V31H194L193 29V32H194V34H195V32H196V34L195 35H193L192 36V34H193V32H192V30H191V32H192V34H191V36H189L190 34L189 33H191V32H189L188 33V31H189ZM29 28H31V29H33V30H36V26H35V29H34V27H33V25L32 26H29ZM66 28V30H64ZM67 28H69V29H67ZM181 28V29H180ZM207 28H208V30H207ZM22 29V28H21ZM50 29H51V31H50ZM100 29H102L103 31H105V30H108V29H111V27L110 26H108V28H107V26L105 25L104 26V29H103V27H100ZM187 29H188V31H187ZM64 30V31H63ZM68 30H69V32H68ZM215 31V32H214ZM121 32V33H120ZM154 32V31H153ZM159 33V31L157 30H155V34L156 33ZM182 33V38L183 39H181L180 37H181V33ZM205 32V33H204ZM67 33V36L65 35ZM157 33V35L158 36H161L160 34H158ZM178 33H180L179 35H178ZM207 33V34H206ZM222 33V34H221ZM114 34V33H113ZM199 34V35H198ZM202 34H204V36L202 35ZM66 37H65V36ZM115 35V34H114ZM176 36V38L174 37V36ZM197 35H198V37H197ZM202 35V36H201ZM263 35V36H262ZM22 38H21V40L22 39H24V36H22V35H20ZM19 36V37H20ZM72 36V37H71ZM49 37V38H48ZM65 37V38H64ZM74 37V38H73ZM26 38H29L30 40H32L33 38L32 37H26ZM60 38H62V40H63V44H64V46L65 47H68V46H71L72 44H74V45H72L69 49H73V47L74 48H76L77 49V53H75L74 52V54H73V52H72V56L70 57V58H61V57H64L65 55L64 54H62L61 53V51L62 50H60V45L59 44H61V45H63L62 44V40L60 39ZM68 38V39H67ZM116 38V39H115ZM158 38V37H157ZM179 38L183 41H180L179 40ZM189 38V39H188ZM190 38H192V39H190ZM200 38V39H199ZM28 39V40H29ZM55 39V40H54ZM67 39V40H66ZM71 39H75L74 41H76V42H74V41H72ZM186 39H188V41L186 40ZM56 40H58L59 42L61 41V43H58V41H56ZM157 40H159V39H157ZM160 40H162L161 38H160ZM191 40V41H190ZM67 41L69 42V43H67ZM118 41H121V39H119ZM177 41L179 42V43H177ZM185 41V42H184ZM56 42V43H55ZM64 42H66V44L64 43ZM71 42H72V44H71ZM50 44L51 46H49V45H47V44ZM113 43V44H114ZM169 43V44H168ZM170 43H171V45L173 46V47H169V45H170ZM182 43V44H181ZM68 44H70V45H68ZM126 44V45H127ZM156 44V43H155ZM168 44V45H167ZM186 44V45H185ZM187 44H189V45H187ZM258 44V45H257ZM101 45V46H100ZM125 45V46H126ZM138 45H140V46H138ZM168 46L167 47V49L165 48V46ZM170 45V46H171ZM230 45V46H229ZM261 45V46H260ZM64 46H62V47H64ZM100 46V47H99ZM147 46V47H146ZM231 46H232V48H231ZM47 47V48H46ZM140 47V48H142V49H140L139 51H138V48ZM150 49H149V48ZM177 47V48H176ZM185 47V48H184ZM190 47V48H189ZM260 47V48H259ZM261 47H262V52L261 51H259V49H261ZM143 48H145L144 50H143ZM259 48V49H258ZM52 49V50H51ZM62 49V48H61ZM134 49H136V50H134ZM50 50H51V52H50ZM103 50V51H102ZM126 50H129V51H126ZM52 51H53V54H55V55H53V54H51L52 53ZM60 51V52H59ZM85 51V53H86V55L85 54H83L82 52H84ZM144 51V52H143ZM149 51V52H148ZM43 52H44V54H43ZM142 52V53H141ZM148 52V54L150 53V55L152 54V52H155L154 53V55L152 56L151 55V57H150V55H148V54H146ZM50 54V55H48V54ZM61 53V54H60ZM91 53V54H90ZM145 53V54H144ZM172 53V54H171ZM106 54V53H105ZM131 54V55H130ZM42 55V56H41ZM79 55H80V57L82 58V60H81V58L79 57ZM85 55V56H84ZM101 55V56H100ZM107 55V54H106ZM115 55H117V56H115ZM145 55H147V57L144 56ZM52 56H53V58H52ZM95 56H98V59L97 58H95ZM43 57V58H42ZM49 57V58H48ZM73 57V59L72 60H70L71 58ZM87 59L88 57L91 59V58H93L94 59V61H96V63L95 62H93V63H95V64H92V61H93V59H91V64L90 65H92V66H96L95 68H93V69H90V70H88L89 69V66L90 65H88L90 62H86V61H88V59L86 60L85 58ZM99 57H101V59L99 58ZM102 57H104V58H102ZM118 57V58H117ZM142 57V58H141ZM213 57V58H212ZM261 58L260 60H259V58ZM42 58V59H41ZM51 58V59H50ZM125 58V59H124ZM137 58V59H136ZM218 58V59H217ZM224 58H225V60H227V61H225L224 60ZM230 58V59H229ZM248 58H250V59H248ZM258 58V59H257ZM66 59V60H65ZM79 59H80V62L81 61H83V59H85L86 61H84V62H86L87 64H85V63H83L82 62V64H80V62H79ZM90 59H89V61H90ZM118 59H120V60H118ZM210 59V60H209ZM264 59V58H263ZM66 61L65 63H66V66L65 65H62V62L63 61ZM70 60V62H68ZM98 60H100V61H98ZM115 60H117V62L115 61ZM127 60V61H126ZM220 61V64H222V67H220V66H217V65H220L218 62ZM243 60V61H242ZM249 62V60L250 61H252L251 63H249L248 64V66H246L247 64H245V63H248L247 61ZM258 60V61H257ZM111 61V62H110ZM124 61V62H123ZM138 61V62H137ZM233 61H235V64H236V67L234 66L235 64L233 63ZM245 61V63H243V64H245V65H242V63L241 62H244ZM255 61H257V62H255ZM104 62V63H103ZM113 62H114V64H113ZM116 62V63H115ZM119 62H121V63H119ZM228 63V65H227V63ZM229 62H232V64H229ZM255 62V63H254ZM51 63V64H50ZM64 63V62H63ZM126 63V64H125ZM144 63V64H143ZM224 63H226V64H224ZM241 64L240 66H238V64ZM257 63V64H256ZM260 63H262V64H260ZM47 64V65H46ZM104 64V65H103ZM108 64H111V66L110 65H108ZM116 64V65H115ZM120 64V65H119ZM60 65V66H59ZM82 65V66H81ZM85 65L86 66H88L87 68L85 67ZM113 65H114V67H113ZM233 66V68H232V66ZM252 65H253V67H254V70L255 71H253V70H251V68H250V66L252 67ZM259 66L257 69H259V70H256V66ZM40 66H41V64H40ZM49 66V67H48ZM80 66H81V68H80ZM92 66H90V67H92ZM105 66V67H104ZM139 66V67H138ZM145 66V67H144ZM226 68H225V67ZM246 66V67H245ZM108 69H107V68ZM134 67V68H133ZM137 67V68H136ZM223 67H224V69L226 70V72L228 71V69H232V71H234V72H232L233 74H240V76H241V78L240 79H235L234 77H236L235 75H233V74H231V71L230 72H227V73H225V71H224V69H223ZM237 67H239L238 68V70H233L234 68H237ZM52 68V69H51ZM60 68H61V70H60ZM87 70H86V69ZM139 68V69H138ZM143 68V69H142ZM205 68V69H204ZM228 68V69H227ZM260 68H262V69H260ZM15 69V70H14ZM159 69V70H158ZM247 69V70H246ZM249 69H250V71H249ZM253 69V68H252ZM52 70V71H51ZM104 70V71H103ZM118 70V71H117ZM244 71V74L243 73H241V71ZM64 71V72H63ZM105 72V73H108V74H103V73H101V72ZM147 71H149V72H147ZM161 71V72H160ZM175 71V72H174ZM193 71V72H192ZM195 71V72H194ZM221 71V72H220ZM238 71H240V72H238ZM255 72V73H259L258 75H255V73L254 74H252L251 75V73H253V72ZM257 71V72H256ZM48 72H52V73H48ZM198 72V73H197ZM246 72V73H245ZM247 72H248V74H247ZM262 72V73H261ZM115 73V74H114ZM173 73H176V74H174V75H172ZM194 73V74H193ZM230 74V76H229V74ZM249 73H250V75H249ZM19 74V75H18ZM21 74V75H20ZM59 74V75H58ZM150 74H152L151 76H150ZM241 74H243V75H241ZM39 75V74H38ZM69 75V76H68ZM107 75V76H106ZM149 75V76H148ZM169 75V76H168ZM171 75V76H170ZM226 75H228L227 77H226ZM254 75L255 76H257V77H254ZM71 76V77H70ZM103 76V77H102ZM106 76V77H105ZM145 76V77H144ZM146 76H148V77H146ZM195 76V77H194ZM197 76V77H196ZM234 76V77H233ZM237 76H239V75H237ZM239 76V77H240ZM243 76V77H242ZM245 76H246V78H245ZM247 76H249V78H251V77H253V78H251V79H249ZM251 76V77H250ZM260 76H261V79H259L260 78ZM74 77V78H73ZM109 77H112V78H110L109 79ZM118 77V78H117ZM178 77V78H177ZM238 77V78H239ZM70 78H71V80L72 79H74V82H73V80L72 81H70ZM103 78H104V80H103ZM105 78H107V79H105ZM143 78H145V79H143ZM181 78V79H180ZM195 78L197 79V80H195ZM202 78V79H201ZM229 78V79H228ZM230 78H231V80H230ZM233 78V79H232ZM24 79H26V80H28V81H26L25 83H24ZM39 79H41V80H44V81H39ZM122 79V80H121ZM147 79H149V80H147ZM175 79V80H174ZM246 79V80H245ZM260 81V82H262V83H260L258 80ZM22 80H23V82H22ZM48 80V81H47ZM111 80V81H110ZM117 80V81H116ZM191 80V81H192ZM198 80H200V81H198ZM204 80V81H203ZM217 82H216V81ZM236 81V80H238V84L237 83H234V81ZM244 80L245 81H247L246 82V84H249L250 82V84L252 85L253 83H254V85L253 86H251L252 87V89L251 90H253L252 92H255V91H257V92H259V91H261V92H263V93H261V92H259L260 93V95H259V93H258V95L260 96V97H257L256 98V94L257 93H255V94H252L251 93V90L249 89L250 87H249V85H245L246 87V89H244V84L243 83H245L244 82ZM255 80H257V81H255ZM34 81H35V83H34ZM58 81V82H57ZM121 81V82H120ZM144 81V82H143ZM205 81H207V83L205 82ZM211 81H212V83H211ZM215 81V82H214ZM230 81L231 82H233L234 83V85H236L237 84V86H234L233 85V83H230ZM27 82H28V84L30 85H28L27 84ZM39 82V83H38ZM105 82V83H104ZM208 82H210L209 84H208ZM241 82V83H240ZM255 82H256V84H257V86L258 85H260V86H256V84H255ZM258 82H259V84H258ZM214 83V84H213ZM240 83V84H239ZM26 86H25V85ZM46 84V85H45ZM212 85L211 87H209V85ZM217 86H219L220 87V84H222L223 86L222 87H226V86H228L229 87V89H233V88H235V90H230V91H227V90H222V87L221 88H219V87H216V85ZM219 84V85H218ZM230 84V85H229ZM241 84H243V86H241V87H243V89H240L241 87H240V85ZM28 85V86H27ZM214 85V86H213ZM231 85H233V87L231 88ZM238 85H239V87L240 88H238ZM35 86V87H34ZM54 86V87H53ZM203 86H205V87H203ZM43 87V88H42ZM203 87V88H202ZM207 87H209V89L207 88ZM212 87L214 88H218L217 90H219L221 93H218V91L216 92L215 91V89H212ZM225 87L223 88V89H225ZM254 87V88H253ZM261 88L259 91L258 90H256V89H258V88ZM204 88L205 89H207V90H205L204 91ZM227 88V87H226ZM256 88V89H255ZM42 89V90H41ZM46 89V90H45ZM101 89V90H100ZM238 89H240L243 93V95H245V97H244V103H243V97H242V101H241V96L242 95H240L241 94V92H239L238 91ZM210 90H213V92H216V93H214V94H219V96L218 95H214L213 94V92L212 91H210ZM250 90V91H249ZM255 90V91H254ZM206 91H207V93H206ZM210 91V92H209ZM235 91V92H234ZM246 91H248L249 93H251V95H249L248 94V92L247 93H245ZM197 92V93H196ZM200 92V93H199ZM203 92H205V94L203 93ZM210 94H209V93ZM212 92V93H211ZM237 92H239V93H237ZM24 93V94H23ZM203 94V96H202V94ZM233 93V94H232ZM197 94L200 96L201 95V97H198L197 96ZM206 94H209L208 96L206 95ZM235 94H237L236 95V100L237 99H239V100H237V103L239 102L240 104H239V106H237V103L236 102H234V95ZM262 94V95H261ZM238 95H240V98H237V96ZM56 96V97H55ZM196 96L198 97V100H196L197 98H196ZM211 96V97H210ZM214 96H216V97H218V98H216V97H214ZM246 96L248 97L249 96V98H250V100H249V98L248 99H246L248 102H245V98H246ZM32 97V98H31ZM230 97V99L229 100H231L232 99V101L231 102H229V101H227L228 100V98ZM231 97H233V98H231ZM82 98V99H81ZM196 98V99H195ZM205 98V99H204ZM214 98H216V99H214ZM254 98H256V99H258V98H263V99H260V101L259 102H257V100L256 99H254ZM210 99H214L213 100V102L215 101V102H219L220 103V105L222 104V105H224V101L225 102H227L226 104H229V106L228 107H225L226 106V104L223 106L224 107V109L222 108V105H221V107L219 108L220 110H215V109H218V108H214L213 109V107L210 109V108H208L211 104H210V102L212 103V100H210ZM220 99V100H219ZM234 99V100H233ZM217 100H219V101H217ZM252 100V101H251ZM254 100L257 102V104L258 105H256V103L254 102ZM201 101H204L203 103L205 104V101L208 103V101H209V106H207V103H206V105H204L203 104V108H205L206 106V108L205 109H200L201 110V112L202 113H200V110L199 111H194V109L195 110H198L199 108H201L202 106H200L201 104H202V102ZM49 102H51V103H49ZM201 102V103H200ZM232 102H234V104H235V107H233L232 106ZM243 104H242V103ZM251 102V103H250ZM263 102H264V100H263ZM217 103H212V104H214L213 106L214 107H217V106H215ZM219 103H218V105H219ZM232 103V104H231ZM244 104H245V106H244ZM256 106H255V105ZM260 104H262V105H260ZM97 106H99L100 104H96ZM187 105H189V104H187ZM240 105H243V106H241L240 107ZM205 106V107H204ZM236 106H237V108H239L238 110H239V113H237L236 115H235V113H233L232 114V117H231V113L232 112H238V110L236 111ZM254 106H255V109H254ZM258 106V107H257ZM193 107H194V109H193ZM192 108V109H191ZM207 108H208V111H209V113H208V111H207ZM225 108H228L230 111H228L227 109V111L228 112H230V116L228 117V118H226L229 114L228 113H224L226 110H225ZM251 108V109H250ZM257 108V109H256ZM262 108V109H261ZM40 109V110H39ZM212 109H213V111H215V112H213L212 111ZM232 109V110H231ZM235 109V111H233ZM244 109V110H243ZM246 109H250V110H248L249 111V114L247 113V112H245V110ZM254 109V110H253ZM205 110V112L203 113V111ZM253 110V111H252ZM258 110V111H257ZM263 110V111H262ZM189 112V114H188V116H187V112ZM213 112V114H211L212 112ZM219 111V112H218ZM220 111H223L222 112V114H221V112ZM247 111V110H246ZM262 111V112H261ZM168 112V113H167ZM197 112H199L198 113V115L196 114ZM218 114H217V113ZM243 112V113H242ZM258 112H261V114H263L262 115V118H261V116L258 114ZM24 113V114H23ZM167 113V114H166ZM215 113V114H214ZM219 114H221L220 116H223V114H224V117H225V119H230L229 120V122L227 121V120H225V121H227V123L228 124H226V126H225V124H223V122L221 121V120H219V119H222V118H224V117H220V116H218ZM225 114H227V116L225 115ZM243 114H246V115H244V117H242L243 116ZM180 115V116H179ZM182 115H183V117H182ZM209 115V116H208ZM215 115V116H214ZM233 115H234V117H233ZM237 115H239V118L240 119H233V118H236L237 117ZM257 115H259V119H258V116ZM205 116V117H204ZM213 116V117H212ZM217 116V117H216ZM236 116V117H235ZM241 116V117H240ZM15 117V118H14ZM18 117V119H16ZM49 117H51V118H49ZM156 117V118H155ZM162 119V121L161 122H163V120H164V123L163 124H160L159 123V119L160 118ZM176 117V116H175ZM188 117V118H187ZM198 117H200L199 119H198ZM206 117H208V118H206ZM212 117V118H211ZM219 117V118H218ZM231 117V118H230ZM245 117L247 118V119H245ZM249 117V118H248ZM6 118H7V120H6ZM166 118H171V120L173 119V122L172 121H166L165 122V120H166ZM181 118H184V119H181ZM198 119L199 121H197L196 119ZM206 120V119H209V118H211L210 120H207V121H205L204 122V120ZM206 118V119H205ZM216 118H218V120L216 119ZM242 118V119H241ZM261 118V119H260ZM13 119V120H12ZM15 119V120H14ZM121 119V118H120ZM189 119V120H188ZM195 120V122H191L192 120ZM202 119V120H201ZM18 120V121H17ZM123 120V119H122ZM212 120V121H211ZM215 120V121H214ZM234 120H236V121H234ZM246 120H247V122H246ZM260 120V121H259ZM13 121V122H12ZM14 121H15V123H14ZM21 121V122H20ZM189 121H190V124H192V125H189ZM254 121H256V123L254 122ZM259 121V122H258ZM10 122V123H9ZM120 122V123H119ZM149 122V123H148ZM157 122V123H156ZM185 122V123H184ZM203 122V123H202ZM209 122V123H208ZM211 122H213V123H211ZM218 122H222V125H221V123L219 124ZM230 122H232V123H230ZM236 123L235 125H234V123ZM254 122V123H253ZM263 122V124L261 125V123ZM109 123H111L114 127H116L115 129H113V130H111L110 128H111V125L109 124ZM115 123V124H114ZM119 124V125H117V124ZM159 123V124H158ZM166 123H168L167 125H166ZM174 123V124H173ZM187 123H188V125H189V128H188V126H187ZM199 124V125H196L195 126V124ZM205 123H207V124H209V127H208V125L207 124H205ZM210 123H211V125H210ZM214 123H217V125H215ZM251 123V124H250ZM146 124V125H145ZM157 124V125H156ZM170 124H172V125H174V126H176V128L174 127V126H172V125H170ZM213 124V125H212ZM232 124V125H231ZM256 124V126H253V125H255ZM110 125V126H109ZM147 125H150V126H147ZM154 127V129H156V126H157V129L155 130V131H153L152 133H150V135H147L148 133H146L147 131L145 130V126H146V129H147V127L149 128V129H153V127ZM158 125H166L167 126V128L165 127V128H163V126H161V127H159ZM168 125H170V127H171V129H169L170 127L168 126ZM186 125V126H185ZM194 125V126H193ZM207 126V127H205V126ZM215 125V126H214ZM218 125H220V126H218ZM229 125V126H228ZM182 126H183V128H185V129H183L182 128ZM190 126H192V127H195V128H193L192 129V127H191V130H190V132H188V130L190 129ZM198 126H200V127H198ZM227 126H228V128H227ZM230 126H232L231 128H230ZM234 126V127H233ZM251 126V127H250ZM110 127V128H109ZM114 127H112V128H114ZM152 127V128H151ZM197 127V128H196ZM217 127H220L219 129L217 128ZM2 128H4L3 130H2ZM50 128L52 129V131L54 132H49L50 131ZM107 128V129H106ZM133 128H134V130H133ZM159 128V129H158ZM162 128V129H161ZM199 128V129H198ZM200 128H202V129H204L205 128V130H202V131H204V132H202L201 130H200ZM208 128V130L209 131H207L206 129ZM96 129H98V128H96ZM142 129H144V131H142ZM153 129V130H154ZM167 129V130H166ZM173 129V131H171ZM177 129V130H176ZM216 129V130H215ZM221 129V130H220ZM226 129H228V130H226ZM252 129V128H251ZM250 129V130H251ZM14 130V131H13ZM139 130V131H138ZM176 130V131H175ZM178 130H179V132H178ZM220 130V131H219ZM21 131V132H20ZM114 131V132H115ZM141 131V132H140ZM148 131H151V130H148ZM191 131H193V134H192V132ZM205 131L206 132H209V133H205ZM217 133V134H215V132ZM222 131V132H221ZM253 131V130H252ZM14 132V133H13ZM98 132V131H97ZM107 132V133H106ZM115 132V133H116ZM138 132V133H137ZM142 132L146 135V139L144 138L145 136H143L144 134H142ZM198 132V133H197ZM211 132V133H210ZM214 132V133H213ZM219 132H221V135H219L220 133ZM225 132V133H224ZM9 133H10V135H13L14 134V137H17V139L16 138H13V136H11L10 138H9ZM133 133V134H132ZM159 133L160 132H158V134H155V135H159ZM182 133V134H181ZM194 133H196L195 135H194ZM3 134V135H2ZM8 134V135H7ZM132 134V135H131ZM134 134H135V136H134ZM137 134V135H136ZM140 134V135H139ZM178 134V135H177ZM181 134V135H180ZM187 134H189V135H186ZM192 134V135H191ZM204 134V135H203ZM206 134H208V136H206ZM214 134V135H213ZM248 134V135H247ZM250 134V135H251ZM97 135V134H96ZM219 135V136H218ZM231 135V136H230ZM8 136V137H7ZM176 136V137H175ZM182 136V137H181ZM206 136V137H205ZM211 136V137H210ZM242 136V137H241ZM96 137V136H95ZM139 137H141V138H139ZM172 137L170 136L169 138H168V140H165V143H169V144H166V146L168 147V146H170L171 144H172V148L174 149H172V151L171 150H168V149H166V148H164V147H162V148H157V149H153V150H148V152H149V157L147 156V155H144L145 153L144 152H140V153H142L143 154V156H142V158L141 159H143L144 157H147L146 159L147 160H149V159H151L152 161L150 162V160H149V163H155L156 165H159V166H165V165H169L173 170H177V171H179V172H183V171H188L189 172V167H193L194 166V164H196L195 163V161L196 162H198V163H201L203 160H201L200 158H199V154L200 153H195V154H197V155H195L194 153L192 154V156H191V159H192V157L194 158V159H190V158H187V159H181L180 158V156H179V153H182V150L180 151V150H178V149H176V147H174L173 145H174V142L175 141H177V140H174V139H172ZM194 137V138H193ZM234 137H236L235 139H234ZM247 137V138H248ZM254 137H255V135H254ZM7 138H9V140L7 139ZM11 138H13V140H15V141H13ZM103 138V139H102ZM137 138V139H136ZM144 138V139H143ZM170 138H171V140H170ZM63 139H65V140H63ZM101 139V140H100ZM239 139V138H238ZM12 140V141H11ZM35 140V142L33 143V141ZM53 140V141H52ZM54 140H55V142H54ZM61 142H60V141ZM63 140V141H62ZM97 140V141H96ZM20 141V142H19ZM65 141V142H64ZM94 142V144H93V142ZM118 141V140H117ZM146 141L144 142V143H146ZM172 141V142H171ZM4 142V141H3ZM2 141H1V143H3ZM13 142V143H12ZM78 142V141H77ZM97 142V143H96ZM102 142V143H101ZM204 141H202L201 143L202 144H204L203 143ZM58 144V145H61V148H63L62 150H61V148H60V146L59 147H56L55 148V145L56 144ZM89 143L91 144V145H89ZM117 143H120V142H117ZM47 144H48V147H47ZM131 144V143H130ZM133 144H131L130 146H133V147H137L139 150H143V148H145V146L144 147H142V148H140L138 145H133ZM41 145H43V147H41ZM94 145H96V146H94ZM104 145V146H103ZM47 148H46V147ZM63 146V147H62ZM86 146H88V150H89V152H91L90 154L88 153V150H86ZM90 146H92L91 148H90ZM232 147H234V146H236L235 144H233V145H231ZM52 147V148H51ZM82 147H80V149L79 150H82L81 148ZM195 147V146H194ZM191 148V150H190V148H189V150L188 151H192L193 149H195V148ZM222 147V146H221ZM237 147V146H236ZM49 148V149H48ZM50 148H51V150H50ZM77 148H79V147H77ZM99 148V149H98ZM47 149L48 150H50L49 151V154H51L52 152L54 153V155L55 156H53V154L51 155V157H53V158H51V157H48V156H50L49 154H48V152H47ZM54 149H55V151H54ZM57 149H59L60 151H58ZM13 150V149H12ZM53 150V151H52ZM74 150V149H73ZM75 150H77V149H75ZM86 150V151H85ZM92 150V151H91ZM100 150V151H99ZM159 150V151H158ZM67 151V154H68V151H69V154L67 155L66 153L64 154V152H66ZM170 153H169V152ZM174 151H176V152H174ZM14 152V151H13ZM47 152V153H46ZM77 152V151H76ZM82 152V153H81ZM174 152V153H173ZM82 154V156H80L81 154ZM169 153V154H168ZM177 153V154H176ZM30 154V153H29ZM39 154V153H38ZM47 154H48V156H47ZM64 155V157H63V155ZM76 154V155H75ZM165 154H168V155H165ZM6 155V154H5ZM78 155V156H77ZM85 155V156H84ZM88 155V156H87ZM177 155V156H176ZM59 156H61V157H59ZM77 156V158H75ZM92 156V157H91ZM108 156H110V157H112V159H110L111 161H108L107 160V158H108ZM170 157V159H167L166 157ZM7 158H10V159H13V160H11V164L14 162V156L12 155V153L10 154V156L8 157V156H6ZM6 157H4L5 158V160H6ZM47 157H48V159H47ZM168 157V158H169ZM50 158L52 159V160H50ZM63 158V159H62ZM79 158V159H78ZM177 158V159H176ZM207 158V157H206ZM206 158H204V160L206 159ZM10 159L8 160V161H10ZM46 159H47V161H46ZM92 159H94V160H92ZM189 159V160H188ZM48 160H49V162H48ZM169 162H167V161ZM8 161H4L5 163L6 162H8ZM69 161V162H68ZM165 161H166V163H165ZM182 161V162H181ZM19 162H20V159L19 158H17V160H16V162H15V164H17V166H19ZM56 162V163H55ZM64 162V163H63ZM171 162H173L175 165H172V163ZM49 163V165H47ZM69 163V164H68ZM177 163V164H176ZM189 164V165H188ZM193 164V165H192ZM172 165V166H171ZM183 166H185V167H183ZM64 169V170H63ZM70 169V170H69ZM73 170V171H72ZM87 170V171H86ZM65 171V172H64ZM78 171V172H77ZM71 172H73V175L71 176ZM188 172H186V174H189ZM55 176V178H54V176ZM96 174V175H95ZM98 174V175H97ZM185 174V175H186ZM93 175H95V176H93ZM69 176V177H68ZM99 176V177H98ZM103 176V177H102ZM72 177V178H71ZM73 177H77V178H73ZM70 178V179H69ZM54 179V180H53ZM58 179H60V180H58ZM71 179H73V180H71ZM97 180V181H96ZM260 180V181H259ZM257 182H256V184H255V188H254V190H255V198H257V199H260L259 200V202H260V204H258L257 206H256V202H257V199H256V201H254L255 200V198H253V199H251V197H248V198H246L245 199V196L244 195H249V193L247 192V189H241L242 187H237V190L238 191H233V192H231L230 194H227L226 196H225V198L224 199H222V200H220V202L218 201H212V204H211V202L210 201H208L207 203H205V204H198V206H196L195 204L194 205H192V207H189V208H187L188 210H189V212H188V210L187 209H185L184 211H183V209H182V211L180 210V209H171V211H172V214L171 215H164V216H158L157 218L158 219H156V221L158 222V225H159V227H157L156 229H154V231H155V233H158L159 234V238L156 240V239H153V240H150L149 242H150V244L153 246V249L155 248V253H154V250H152L153 251V253L152 252H150V254L152 255V256H154V258L156 259V257L158 258L161 254H160V251H162L163 253H162V255L163 256H160V257H163V258H160V259H162V260H160L159 258V260H160V264L162 263V264H164L163 262H164V260H166V264H169L167 261H169L170 260V258H171V260H170V262L172 263V264H175L176 262H177V264H179V261H180V258H183V257H185V256H187L188 255V257H189V259L187 258V261L185 260L186 259V257H185V259H182V260H184V261H186L185 263L186 264H188L189 262L190 263H198V261L199 260H202L201 261V264H208L207 262H209L210 261V263L214 260V257L215 256H212V255H214V253L216 252V250L218 249V247L220 246V247H222L221 246V240H219L220 242H219V244H218V241H217V239H219V235H221V234H219V233H223V228H224V231L226 230V232L228 231V230H233V229H238L239 227H241L240 226V222L239 221H237V220H241V218H242V216L244 217H246V218H248V219H255V218H257V221L260 223V227H259V225H258V227L256 228L257 229V231H256V233L258 234V236L260 237V238H262V235H264V228H262L263 227V223H264V210H263V205H264V180L262 181L261 179H259ZM66 181V182H67ZM100 182V183H101ZM84 184H86V183H84ZM83 184V185H84ZM104 184H108V183H104ZM85 186V185H84ZM84 186H82V188H84ZM87 186H89V185H87ZM86 186V187H87ZM91 186H89L90 188H92ZM85 187V188H86ZM88 187V188H89ZM98 187V188H97ZM95 188H97L98 190H99V188H101V186H98V185H96L95 186ZM257 190V191H256ZM94 191H96V190H94ZM236 194H238V195H240L239 197H238V201H233V197H235V195ZM243 196V198H241ZM247 197V196H246ZM261 198H263V200H261ZM242 200H244V201H242ZM245 200H248V201H250L251 202V200L253 201V202H251V204L250 205H253V206H249L248 205V203L247 204H245V202H247V201H245ZM263 201V202H262ZM222 202V203H221ZM258 202V203H259ZM221 203V204H220ZM232 203V204H231ZM238 203V204H237ZM227 204V205H226ZM242 204L243 205H248L247 206V208L249 209L250 207H251V211L250 210H245V213H246V215L242 212V211H240V208L239 207H241V210H244V209H242V208H245L244 206H242ZM225 207H224V206ZM235 205V206H234ZM239 205V207H237ZM254 206H256L257 208H255ZM259 206V207H258ZM253 207V208H252ZM262 207V208H261ZM191 208V209H190ZM221 208L223 209H227L228 210V208H230L228 211L226 210V212H225V210L223 209V210H221ZM255 208V209H254ZM238 209H239V211H240V213L238 214ZM253 209V210H252ZM260 209V210H259ZM191 210V211H190ZM196 210H198L199 211V214H198V211L197 212H195ZM234 210V211H233ZM250 214H247V212ZM256 211V212H255ZM183 212H184V214H183ZM190 212H192L191 214H188V215H185V213L187 214V213H190ZM195 212V213H194ZM214 212V213H213ZM232 212V213H231ZM207 215L208 214V216H206L205 214ZM211 213V214H210ZM228 213H229V216H228ZM230 213H231V216H230ZM234 213V214H233ZM139 214H142L141 212H139ZM200 216V218H202V219H200L199 220V217H197V219H196V216H198V215ZM203 214V215H202ZM218 214V215H217ZM233 214V215H232ZM242 214V215H241ZM259 214V215H258ZM263 214V215H262ZM154 215V214H153ZM210 215V216H209ZM234 215H235V218H234ZM237 215V216H236ZM240 215V216H239ZM257 215V216H256ZM174 216H176L175 217V219H174ZM183 216V217H182ZM186 216V217H185ZM188 216V217H187ZM189 216H191L190 218H192V217H194L195 219L193 220V218L192 219H190L189 218ZM216 218H215V217ZM260 216V217H259ZM262 216V217H261ZM85 216H79L77 219L79 220L80 219V221H85V219H83ZM106 217V216H105ZM113 216H108V218H106L107 220L109 219V218H112ZM184 219L185 218V220H186V222L185 221H183V224H182V222H181V219L182 218ZM208 217V218H207ZM212 217L213 218H215L214 220H222L223 221V219H228L225 223L224 222H222V221H218V222H213V220H211L212 219ZM239 217V218H238ZM4 218V217H3ZM98 218V217H97ZM96 218V219H97ZM117 218V217H116ZM180 220H179V219ZM186 218H188V219H186ZM203 218H204V220H203ZM113 219V218H112ZM109 219L110 221H115V219ZM124 219V218H123ZM174 219V220H173ZM207 219H210V220H208V221H206ZM98 220H104V219H98ZM119 220V219H118ZM121 220V219H120ZM125 220V219H124ZM124 220H122L121 222H125ZM179 222H178V221ZM188 220H190V221H188ZM261 220V221H260ZM106 221V220H105ZM129 221H131V220H129ZM173 221H175V222H173ZM200 223H199V222ZM204 221V222H203ZM208 222V223H206V222ZM213 223H212V222ZM237 221V222H236ZM263 221V222H262ZM107 222V221H106ZM105 222V223H106ZM115 222H117V221H115ZM119 222V221H118ZM169 222H173V224H170ZM189 222V223H188ZM195 222V223H194ZM198 222V223H197ZM230 223V225H229V223ZM120 223V222H119ZM177 223V224H176ZM179 223V224H178ZM187 223V224H186ZM201 223H202V225H201ZM218 223H219V226H216V224L218 225ZM222 223V224H221ZM232 223V224H231ZM79 224V223H78ZM108 225H110L111 223L108 221V223H107ZM181 224V225H180ZM189 224H190V226H189ZM197 224V225H196ZM238 224V225H237ZM112 225V227H113V225H115V224H111ZM162 227H161V226ZM199 225H201L202 227L200 228L199 227ZM206 225H209V226H211V228H213L214 227V229H216V230H218L219 229V233H216V234H214V237H213V235L212 236H209V237H211V238H209L208 236H204L203 238H204V240L201 238V239H199V238H197V237H199L196 233H194L193 234V232H195V230H198V229H202V228H210V227H208V226H206ZM213 225V226H212ZM221 225V226H220ZM224 225H226V227H224ZM181 226H183V228L181 227ZM186 226V227H185ZM187 226H188V228L190 229V233L189 232H186V231H188L189 229H186L187 228ZM194 228H193V227ZM195 226H197V228H195ZM222 226H223V228H222ZM117 227V226H116ZM181 227V228H180ZM215 227H217V228H215ZM227 227H229L228 229H227ZM111 228V227H110ZM114 228V227H113ZM221 228V229H220ZM231 228V229H230ZM118 229H119V227H117V230H116V228L114 229V231L115 232H113L114 234H112V232L109 234V237H111V239H113L114 238V241L111 243V245H114V248H111V249H109L108 251H107V254H111L110 256L111 257H109V255H107V260L109 259V258H111V259H113V258H115V259H118V262L117 261H114V259H113V262L112 261H110V259H109V263L108 264H111V262L113 263V264H115V262L116 263H118V264H125V263H127V261H130L131 263H134L133 262V259H131L130 260V258H128V254H129V252H128V250H126L127 248V245H129V243H131V242H129L128 244L126 243V244H124L123 243V246L122 245H120L121 247L120 248H122V247H124L125 245H126V249L125 248H123V250L124 251H127V253L125 254V256H123V254L124 253H122V254H120L119 252H121V251H119V249L117 250V251H119V252H116V248H118L117 247V243L115 242V241H117V239L119 240V237L121 236H118L117 235V232H118ZM193 229H195V230H193ZM184 230H185V232H184ZM246 230L250 233V230H248V226H247V228H246ZM252 230H255V228H253ZM261 230V231H260ZM220 231H222V232H220ZM226 232H224V233H226ZM108 233V232H107ZM185 233H187V234H185ZM249 233H247V234H249ZM152 234V233H151ZM191 235L190 237H188L189 235ZM196 234V235H195ZM219 234V235H218ZM187 237H186V236ZM193 235H194V237H193ZM115 236V237H114ZM118 236V237H117ZM184 236V237H183ZM258 236H256L257 237V239L258 240H256V238L254 237V241L256 242H252L251 244L253 245L252 246V248L254 249L255 248V250L253 251L252 249H249V250H247L246 248L245 249H241L240 248V243L237 241V240H234V241H232V243L230 244V246H232V244H233V248L234 249H236L235 251L233 250V248L232 247H230L229 246V248H231V249H229V248H225V250H223L224 249V247L223 248H219V251L217 252V254H216V261L214 260L212 263L213 264H215V263H219L220 261V263L221 264H226V263H229V264H235V262L236 261H239V260H237L236 259V257H238V259H241L242 261H244L243 259L245 258V261H248V263L247 264H264V247L262 246L263 244H264V238H262L261 240L258 238ZM94 237V238H93ZM96 235H91V237H90V239L88 238V236H87V239L88 240H86L87 242H85V244L82 246V245H80V247L82 246L83 248H84V252L86 251V252H92L91 253V255H93V252L95 251H93V244H92V247H91V243L92 242H94V244H95V246H97V245H99V244H101L100 243V240L99 239H96ZM106 237V236H105ZM216 237V238H215ZM264 237V236H263ZM140 240H142V241H139V240H137L138 242H137V246H138V244L140 243H143V239L141 238V237H138ZM162 238H163V240H162ZM186 238V239H185ZM206 238L208 239V241L206 240ZM215 240H214V239ZM93 239L94 240H96V241H93ZM161 239V240H160ZM192 239V240H191ZM211 239H213V241L211 240ZM202 240V241H201ZM98 241H99V244H98ZM107 241H109L108 240V238H107ZM121 242L123 241L122 239L120 240ZM162 241V242H161ZM184 242V243H181V242ZM200 241H201V243H200ZM204 241H206L205 243H204ZM212 241V242H211ZM214 241H217V242H214ZM91 242V243H90ZM121 242H119L120 244H122ZM145 242H147V241H144V243ZM163 242H164V244H165V246L164 245H162L163 244ZM193 242H194V244H193ZM257 242H259V243H257ZM89 243V244H88ZM96 243H97V245H96ZM143 243V244H144ZM162 243V244H161ZM178 243H179V245H178ZM189 243V244H188ZM214 243H216L217 245H215ZM235 243V244H234ZM260 243H262V244H260ZM89 245L92 249L90 250V248H86V246L87 245ZM116 244V245H115ZM136 244V242L135 243H133V246ZM157 244H159V245H157ZM259 244V245H258ZM131 245V244H130ZM147 245H149V244H146L145 246H147ZM151 245L150 246H147L148 248H149V250H151L152 249V247H151ZM181 245V246H180ZM207 245H211V247L210 248H208L207 249V251H205L206 250V246ZM215 245V247H216V250H215V247L213 248V246ZM255 245L256 246H258V247H255ZM261 245V246H260ZM140 246H142V244L140 245ZM144 246V245H143ZM191 246H192V248H191ZM193 246H195V247H193ZM218 246V247H217ZM237 246H239L238 248H236ZM80 247H78V249L80 248ZM128 247H131V246H128ZM151 247V248H150ZM157 247H158V249H157ZM83 248H81V250L79 249V250H77V251H75V254H74V252L73 253H69V257L71 256V255H73V257H72V259H75V260H72V259H69V257L67 258V260H69L68 262H69V264H71V263H73V264H78L80 261H81V263H79V264H82V261H83V258H81V257H84V258H86V256L88 257L89 255L85 252V254H86V256H85V254L82 252L83 250ZM132 248H135V247H131V248H129L130 249V252L132 251L131 249ZM140 248V247H139ZM139 248H136V249H138L137 251L136 250H134V252H131V253H133V255H135V253H137L138 251H141V248H140V250H139ZM147 248V249H148ZM165 248V249H164ZM192 250H191V249ZM194 248H199L198 249V251H196V249L194 250ZM214 250H213V249ZM257 248V249H256ZM261 248L263 249L262 251H261ZM87 249V250H86ZM88 249L90 250V251H88ZM143 249L145 250L146 248L145 247H143ZM142 249V251H144ZM146 249V250H147ZM177 249V252H174L175 250ZM212 249V250H211ZM238 249V250H237ZM239 249H240V252H239ZM157 250H160V251H158V254H160V255H157ZM201 250H203V251H205V252H208V251H210V254L208 253H206L205 254V252H203V251H201ZM227 250V251H226ZM244 250V251H243ZM246 250V251H245ZM256 250H260V253H261V255H257V254H260L258 251H256ZM82 253H81V252ZM136 251V252H135ZM199 251H201V252H203V253H201V252H199ZM214 251V252H213ZM231 251V252H230ZM258 252V253H256V252ZM77 252V253H76ZM112 252H115L116 254H120L121 256H123V257H121L119 254H118V256H116L115 257V253H112ZM123 252V251H122ZM189 252H193L194 254H195V256L193 255V253L191 254V253H189ZM199 252V253H198ZM211 252H213V253H211ZM224 254H223V253ZM227 252H228V254H227ZM237 252H239V253H237ZM253 252V253H252ZM130 253V254H131ZM219 253H221V255H223V256H220V254ZM230 253H231V255H230ZM262 253H263V255H262ZM83 254H84V256H83ZM129 254V257L132 255H130ZM181 254V256L183 255V257H181L180 256V258H179V255ZM192 255V256H190V255ZM200 254V255H199ZM202 254H204V256L202 255ZM247 254V255H246ZM76 255L77 256H80L81 255V257H77L76 258ZM132 255V256H133ZM151 255H150V257H151ZM206 255H207V258H206ZM209 255V256H208ZM235 256L236 255V257H233V256ZM127 256V257H126ZM178 256V257H177ZM202 256V257H201ZM211 256V257H210ZM220 256V257H219ZM243 256H245V257H243ZM255 256H257V257H255ZM258 256H259V258H258ZM122 258V260H123V258L124 257H126V258H128L127 259V261H126V259L125 260H123V261H121V262H119L120 261V259L119 258ZM134 257V256H133ZM190 257L191 258H193L194 257V259H191L190 260ZM206 258V259H208V257H210L208 260H206L205 259V261L203 260L204 258ZM219 257V258H218ZM222 257V258H221ZM89 258H90V256H89ZM153 258V257H152ZM196 258V259H195ZM197 258L199 259V260H197ZM202 258V259H201ZM213 258V259H212ZM226 258H230L229 260H230V262H231V260H233V258H234V260L230 263L229 262V260L228 259H226ZM243 258V259H242ZM250 258V259H249ZM136 259V264H138V262H140L141 261V259L139 258H135ZM138 259V260H137ZM155 259H152L153 261L155 260ZM175 260V259H178L179 261H175V263L173 262V260ZM236 259V260H235ZM254 259V260H253ZM259 259V260H258ZM263 259V260H262ZM85 260H88L87 258L85 259ZM158 260V261H159ZM182 260H181V262H182ZM189 260V261H188ZM194 260H196L195 262H194ZM212 260V261H211ZM217 260H219V261H217ZM228 260V261H227ZM126 261V262H125ZM162 261V262H161ZM183 261V262H184ZM192 261V262H191ZM204 261V262H203ZM251 261V262H250ZM130 262H128V264H130ZM156 262H157V259H156ZM156 262L154 263V262H149V264H156ZM188 262V263H187ZM215 262V263H214ZM223 262V263H222ZM260 262V263H259ZM134 263V264H135ZM192 263V264H193ZM195 263V264H196ZM200 263V262H199ZM209 263V264H210ZM211 263V264H212ZM238 263V262H237ZM241 263H243V262H241ZM240 262L238 263V264H241ZM158 264H159V262H158ZM183 264V263H182ZM243 264H245V263H243Z\"/></svg>",
    "mask_w": 264,
    "mask_h": 264
}]
</instances>
